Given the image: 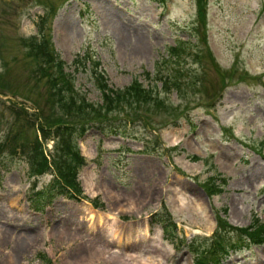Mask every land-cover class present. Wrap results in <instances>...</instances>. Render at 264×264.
Returning <instances> with one entry per match:
<instances>
[{"label":"rangeland","instance_id":"rangeland-1","mask_svg":"<svg viewBox=\"0 0 264 264\" xmlns=\"http://www.w3.org/2000/svg\"><path fill=\"white\" fill-rule=\"evenodd\" d=\"M42 40L88 104H100L99 71L109 88L136 81L152 96L76 140L79 200L51 169L29 177L5 143L23 127L44 156L52 151L37 130V107L52 100L27 48ZM175 46L178 64H158ZM171 75L179 89L164 91L154 76ZM3 143L0 264H195L214 242L239 245L240 230L259 238L218 253L219 264H264V0H0ZM160 205L175 224L170 240L151 220Z\"/></svg>","mask_w":264,"mask_h":264},{"label":"trees","instance_id":"trees-1","mask_svg":"<svg viewBox=\"0 0 264 264\" xmlns=\"http://www.w3.org/2000/svg\"><path fill=\"white\" fill-rule=\"evenodd\" d=\"M199 1L201 3V0ZM44 41L42 40L43 43L29 42L27 48L30 54L29 57L34 64V74L44 81L43 83L52 100L47 111L44 108L37 107L38 114L41 116L40 119L43 120V124H38L37 130L43 141L50 138L52 151L50 155L44 156L39 140L37 141L33 137L32 142L29 143L22 136L23 127H20L13 134L12 140L7 139L5 143L10 141L17 145L13 147L11 153L19 154L24 158L29 177L40 176L51 169L55 173L56 181L60 182V185H58L68 193L67 195L69 197L71 195L77 196L80 189L75 177L77 169L82 165V158L79 156L76 140L80 138L86 129L91 127V125H87L100 119H106L110 113L119 110L117 108L123 105L130 107L135 104L139 105L140 102L147 103L152 99V96L148 90L143 89L136 81L121 90L109 88L103 80V73L99 71L92 73V79L100 94V104L98 106L88 104L74 89L72 76L64 72V64L60 58L53 52L50 45ZM178 47H181V45L179 44ZM177 49V46L170 48L172 56L161 58L163 62L157 63L178 64L181 56H177ZM76 61H82L81 64L84 65L83 62L86 59L77 58ZM87 61L90 65V58ZM93 65V69L96 71L98 64ZM154 78L162 83L160 87L164 91L169 88L179 89V81L177 80V83H174L177 79L175 75L165 76L164 78L154 76ZM102 130H104V127ZM5 143L1 144L0 147L4 146ZM190 158L192 161L196 160V157ZM219 221H217V225L221 226L219 224L222 222ZM249 234L257 236L258 232L253 231ZM221 249L223 250V248ZM207 260H209V264H217V255L212 253ZM207 260L202 258L201 262L197 264H207Z\"/></svg>","mask_w":264,"mask_h":264},{"label":"bare ground","instance_id":"bare-ground-1","mask_svg":"<svg viewBox=\"0 0 264 264\" xmlns=\"http://www.w3.org/2000/svg\"><path fill=\"white\" fill-rule=\"evenodd\" d=\"M183 200L182 199H180V202H181V204H183V202H182ZM112 221H113V218H112Z\"/></svg>","mask_w":264,"mask_h":264}]
</instances>
